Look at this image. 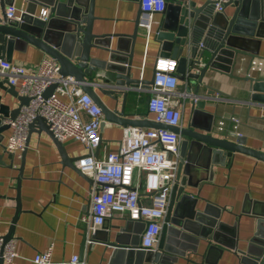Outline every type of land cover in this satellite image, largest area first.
Instances as JSON below:
<instances>
[{
  "label": "water",
  "instance_id": "1",
  "mask_svg": "<svg viewBox=\"0 0 264 264\" xmlns=\"http://www.w3.org/2000/svg\"><path fill=\"white\" fill-rule=\"evenodd\" d=\"M23 1L27 4L24 13L17 21L7 22L4 9L13 5V2L0 0V60L11 62L13 50L25 51L27 46H30L45 57L54 60L59 66L61 77H70L79 84L82 92L87 94L102 112L104 122L101 128L105 123H109L122 128L163 129L181 138L179 168H177L175 185L169 194L156 252L140 250L141 236L146 223L127 221L112 241L109 237L104 241L106 246L112 248L109 264H162L167 261L166 256L173 253L167 247L168 242L173 238L188 240V237L181 236L179 231L190 232L198 239L197 242L206 241L224 247L219 241L223 237L224 228L219 222L220 210L207 205L201 212L196 211V200L186 189L196 188L197 185L192 182V178L195 177L198 168L201 167L204 172H209L214 165L220 164L219 158L228 159L234 153H240L264 162V154L245 148L244 139L241 137L235 141L214 137L211 121H208L205 127L195 126L196 118L206 115L205 100H198L192 95V86L196 82L201 85L208 73L236 79L233 71L238 57L260 58L259 46L261 40H264V0H232L224 5L222 13H216L213 3L208 1L199 8L189 0H165V9L160 14L153 40L157 43L159 59L176 61V78L180 82V91L191 100V124L184 129L167 127L144 119L136 120L134 116H127L124 112L127 96L135 93L139 87L149 88L154 79V72L148 82L134 78L132 57L138 30L137 21L136 32L129 38L130 50L123 51L119 47L111 50L105 44L108 36L96 35L93 32L96 21L94 17L96 0ZM37 7L48 10L47 22L41 21L34 15ZM228 7L234 10L231 15L225 13ZM202 32L206 33V38L203 51L198 52ZM93 51L105 52L107 57L100 58ZM201 61L205 62L202 68H200ZM239 81L248 83L250 101L264 104V77H245ZM94 85L100 86L101 94L114 102L112 110L100 100L94 91ZM205 88L208 90L207 97H211L214 93L222 96L216 90L206 86ZM54 89L55 86L47 89L44 98L53 94ZM0 92H2L0 95L1 138L2 132L9 130L5 122L13 121L18 116L20 108L28 104V98L20 97L18 92L2 79H0ZM119 96L122 97L120 109H118ZM10 100L18 103L15 109H11ZM49 129L43 118H36L28 127L26 145L29 146L31 134H45L55 146L61 164L83 177L74 167L78 158H71ZM101 142L100 136L99 145ZM25 153L26 149L21 154L22 162ZM16 203V216L9 233L4 236V243L10 241L14 233V225L20 212L19 198L16 199ZM212 209L214 214L210 212ZM242 213L251 215L256 220V232L250 240V248L255 251L238 252L239 264H264V206L255 204L251 213L247 210ZM99 231L90 237L91 241L100 236ZM208 249L215 250L212 246ZM227 249L233 251L235 247L228 246ZM0 264L5 263L0 259Z\"/></svg>",
  "mask_w": 264,
  "mask_h": 264
},
{
  "label": "crops",
  "instance_id": "2",
  "mask_svg": "<svg viewBox=\"0 0 264 264\" xmlns=\"http://www.w3.org/2000/svg\"><path fill=\"white\" fill-rule=\"evenodd\" d=\"M11 1L16 8V17L19 18L27 4L23 0ZM189 1L194 2L199 8L206 2L205 0ZM41 10L43 9L40 7L35 9L34 15L37 18ZM225 10L228 15L234 11L230 7ZM138 14L137 0H96L94 7L96 21L93 32L96 35H107L108 40L105 44L111 50L119 47L123 51H129L131 48L129 38L136 32ZM160 17V15L155 16L148 41L142 31L136 32L132 71L134 78L142 82L152 79L156 61L159 59L158 47L153 35ZM205 38L206 33L202 32L198 52L203 51ZM93 53L98 54L100 58L107 57L105 52L93 51ZM258 54L264 59V40H261ZM43 58L45 56L40 51L30 46H27L25 51L13 50L11 54L13 64L28 69H36ZM241 58L250 59L240 56L238 60ZM201 62L200 68L205 63ZM239 67L245 69L246 65L236 63L233 71L236 79L208 73L201 85L196 82L192 86V95L198 100H205L206 114L198 116L194 124L205 127L208 121H211L213 136L223 139L224 134L215 131L216 123L233 117L240 122L239 130L241 138L244 139V147L264 154V104L250 101L248 83L239 81L245 76L236 75ZM205 86L218 91L222 96L214 93L211 97H207L208 90ZM93 88L100 100L112 110L114 102L101 94L100 86L94 85ZM177 92L182 93L180 82ZM148 98L149 95L142 91L130 93L125 102V114L134 116L136 120L153 122V116L146 109ZM121 101L122 97L119 96L118 109ZM17 106L15 100H10L11 109ZM178 109L181 114L179 127L184 129L191 124V100L186 98L184 101H179ZM122 131V127L105 123L100 129L102 142L95 157L101 158L106 153L115 152L122 138ZM8 135L9 130L2 132L0 138V234L2 236L9 233L16 216V199L19 198L20 202V212L11 239L15 242L14 250L17 256L11 264H33L32 259L36 254L49 249L52 251L53 264L68 261L72 256H78L84 264H109L112 248L106 246L104 241L107 237L112 241L127 221L123 217L113 216L99 231L100 236L91 241V236L86 233L81 221L88 215L91 190L89 179L77 175L61 164L55 146L45 134H31L23 162L21 157L19 159L5 152L4 144ZM225 139L235 141L234 138ZM62 145L71 158H79L86 154L84 147L75 141L69 140ZM218 161L220 164L214 165L209 172H204L201 167L198 168V172L192 178V182L197 185L196 188L186 190L196 200V211L201 212L207 205L220 210L219 222L224 228L223 237L219 241L224 247L234 246L235 249L231 251L206 241L197 242L198 239L190 232L179 231L181 236L188 237V240L171 239L167 247L173 253L167 255V261L162 264H239L238 252L255 251L250 248V240L256 232V220L242 212L247 210L251 213L255 204L264 206V162L240 153H234L228 159L219 158ZM141 197H144L143 192ZM210 212L214 214L213 209ZM210 246L215 250L209 251ZM156 250L155 247L152 252L155 253Z\"/></svg>",
  "mask_w": 264,
  "mask_h": 264
},
{
  "label": "built area",
  "instance_id": "3",
  "mask_svg": "<svg viewBox=\"0 0 264 264\" xmlns=\"http://www.w3.org/2000/svg\"><path fill=\"white\" fill-rule=\"evenodd\" d=\"M205 1L213 3L216 13H222L224 5L232 0ZM165 4V0H138L137 29L143 32L146 41L155 16L164 11ZM4 17L7 22L19 19L13 5L5 8ZM38 18L47 22L48 10H41ZM237 62L246 65L245 69L237 68V76L264 77V59L241 58ZM176 68V61L157 59L152 85L147 89L139 87L136 92L149 95L146 109L154 123L179 129L178 104L188 96L177 92ZM0 79L13 87L20 97L28 98V104L20 108L18 116L5 122L9 127L5 152L20 159L27 146L28 127L36 118H43L58 142L75 141L86 150V154L74 163L75 169L92 182L88 215L81 219L86 233L94 235L113 216L130 222L141 221L146 226L140 249L154 251L179 168L180 136L163 129L126 127L117 150L97 158L95 154L104 122L102 112L78 83L59 75V66L54 60L45 57L36 69L0 60ZM52 86H55L53 94L44 98V93ZM239 127L240 122L230 117L218 121L215 131L225 138L237 139L241 137ZM142 192L144 197H141ZM14 246L13 240L4 243V236L0 234V259L5 264H11L16 258ZM51 252L49 249L36 254L32 263L53 264ZM57 264L84 263L78 256H72Z\"/></svg>",
  "mask_w": 264,
  "mask_h": 264
}]
</instances>
